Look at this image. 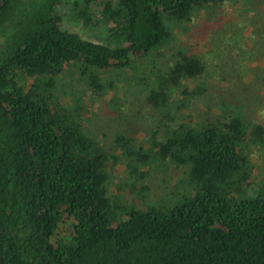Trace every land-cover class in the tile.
<instances>
[{"label":"trees","instance_id":"trees-1","mask_svg":"<svg viewBox=\"0 0 264 264\" xmlns=\"http://www.w3.org/2000/svg\"><path fill=\"white\" fill-rule=\"evenodd\" d=\"M224 1L70 0L81 25L103 29L94 41L61 26V0H0V264H264V192L238 196L251 169L244 143L264 144V126H247L236 108L182 113L205 90L187 86L204 72L187 45L171 46L164 69L142 71V58L173 39L172 25ZM129 64L151 83L137 109L155 125L146 148L83 124L79 95L113 89ZM73 72L78 86L67 81ZM120 101H104L109 113ZM120 158L127 194L109 188ZM151 163L180 168L188 194L167 208L128 202L132 190L143 197L138 179Z\"/></svg>","mask_w":264,"mask_h":264},{"label":"rangeland","instance_id":"rangeland-1","mask_svg":"<svg viewBox=\"0 0 264 264\" xmlns=\"http://www.w3.org/2000/svg\"><path fill=\"white\" fill-rule=\"evenodd\" d=\"M69 1L61 0L58 5L61 26L84 38L102 41L103 29L81 25L70 11ZM172 30L173 39L163 45L158 54L142 58L143 74H149L152 62L157 68L164 69L169 62L171 46L187 45L204 62V72L188 82L187 86L203 83L205 90L198 97L192 98L189 106L181 109L182 113L191 114L195 118L207 110L205 114L215 118L236 108L241 110L236 112H242L247 126L252 123L264 126V1L225 0L217 9H200L194 12L189 22L182 27L174 24ZM157 48H153L151 53L157 51ZM134 72V66L129 64L122 75L115 78L113 89L104 88L98 95L86 89L79 95V100L86 107L83 114L86 128L99 134L104 133L107 139H110L114 131L129 133L136 144L146 148L148 131L155 125L150 116L137 109L141 107L143 95L151 83L148 78L136 81ZM67 81L76 86L79 84L75 72ZM178 88L180 87L174 88L171 95L175 101L180 99ZM111 96L123 103L118 114L109 113L111 109L104 103ZM59 98L62 103H70L68 93ZM256 142L248 140L244 143L251 169L246 180V190L238 193V196L247 197L264 192V144ZM143 169L148 171L147 175L138 180L147 189L139 200L136 198L139 197L137 190L129 193V199L120 194L128 202L130 197H134L136 206L167 208L188 194L185 181H178L180 168L165 165L158 169L151 163ZM125 173L124 160L120 158L112 164L109 176L111 190L122 189L127 194V187L120 183L125 180Z\"/></svg>","mask_w":264,"mask_h":264}]
</instances>
